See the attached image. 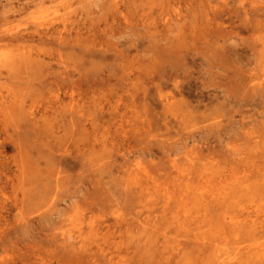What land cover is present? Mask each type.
<instances>
[{
  "label": "rangeland",
  "instance_id": "rangeland-1",
  "mask_svg": "<svg viewBox=\"0 0 264 264\" xmlns=\"http://www.w3.org/2000/svg\"><path fill=\"white\" fill-rule=\"evenodd\" d=\"M57 1L0 0L1 37L54 9L80 32L37 46L68 67L0 64V264H264V0L128 1L130 25ZM56 94L76 112L47 125Z\"/></svg>",
  "mask_w": 264,
  "mask_h": 264
},
{
  "label": "bare ground",
  "instance_id": "bare-ground-1",
  "mask_svg": "<svg viewBox=\"0 0 264 264\" xmlns=\"http://www.w3.org/2000/svg\"><path fill=\"white\" fill-rule=\"evenodd\" d=\"M39 3L42 2V4H44V0H38ZM50 1V0H48ZM134 2V0H88V6H90L91 4H93L95 7H97V10L93 11L94 13H98V16L100 15H104L106 16L107 15V12H110L112 11L113 14L114 13H121L120 15L122 16V19L124 20V24H128L130 25V22H129V15H128V11H125L124 13L122 12V9H121V6H123L124 4H126V2ZM47 2V1H46ZM54 2L55 4H57L56 2H58L57 0H51L50 3ZM100 3V4H99ZM41 4V5H42ZM54 5V4H53ZM67 5H65L66 7ZM64 7V9H65ZM124 8V6H123ZM125 9V8H124ZM52 12V15L49 17V15L46 14V12H41L40 14H38V16L40 17L38 21H36L34 23V26L32 27L31 30H29L30 28H27L26 29H22V30H17L15 32H12V30L10 32L12 33H5L2 37L0 35V64H3V66H6L9 65V69L11 68H16L15 65H17L18 63H21V64H24L26 66H30L32 67V65H34L32 68L35 69L33 70L32 74L31 75H35L34 72H39L40 71V68L38 65H40L41 62H43V60H45L44 58L46 56H48V58H52V60H55L57 63H63L65 66L66 63L63 61V59H65L63 57V55H60L58 54L57 55V58L54 59L51 55V51L50 49H40L38 48L37 46L39 44H42V47H44L45 45H48L50 44L51 40L52 41H56L58 43H61L60 45H68V46H72V45H75L78 40H77V37L80 36V32H78V27H74L72 24H73V20L70 19V17L68 16V14H70L69 12H61L60 14H57L56 13L58 11H56L55 9L51 11ZM45 13V14H44ZM54 13V14H53ZM56 15V16H54ZM115 18V17H114ZM112 18V19H114ZM105 19V18H104ZM128 22V23H127ZM8 23V22H7ZM6 23V24H7ZM105 25H107V23H105ZM109 26V25H108ZM113 26V25H112ZM112 26H109V27H112ZM182 26H180L179 28H175V29H171L170 32L173 33L171 37L167 36V35H164V37L161 38V40L163 39H166L167 40V43H170L169 44H166L167 46H156V50H155V53L156 51L158 53H160L161 55H167L168 53H174L176 50L178 51L177 45L179 42V38H180V35L182 34L183 35V31H182ZM6 29H4L5 31ZM9 30V29H8ZM3 32V31H2ZM74 34V35H72ZM69 37V38H68ZM66 38H68L69 40H67ZM71 38V39H70ZM77 40V41H76ZM182 40V39H181ZM66 41V42H65ZM135 40H132V44H134ZM57 44V43H56ZM97 46L100 47L101 45V42L98 41L96 42ZM96 44H92L93 46H96ZM109 43L107 44H104V47H108ZM154 44L156 45V43H153L152 46L153 48L155 47ZM181 44V43H180ZM151 46V47H152ZM65 47V46H64ZM2 48H4L3 50H5L3 52ZM182 48V47H180ZM7 50H9L11 53H9ZM101 50H103V48H101ZM50 51V52H49ZM53 51V50H52ZM100 51V50H99ZM117 52H119L120 50L116 49ZM153 51V50H152ZM180 51V50H179ZM137 52V51H136ZM183 52V51H182ZM184 52H186V50L184 49ZM59 53V52H58ZM177 53V52H175ZM181 53V52H179ZM187 53V52H186ZM54 54V53H53ZM92 55V54H91ZM176 55V54H175ZM178 55V54H177ZM176 55V56H177ZM56 57V56H55ZM170 57V55H169ZM171 58V57H170ZM46 61V60H45ZM47 62V61H46ZM45 62V63H46ZM6 63V64H5ZM27 64H30V65H27ZM60 65V64H59ZM260 67H264V60L262 63L259 64ZM258 65V66H259ZM1 66V65H0ZM62 66V64H61ZM46 67V66H45ZM60 67V66H59ZM63 67V66H62ZM68 67V66H67ZM21 68V66H20ZM27 68V67H26ZM49 67H46L45 69H48ZM8 69V70H9ZM24 69V68H22ZM260 70H262L263 68H259ZM16 70V69H15ZM18 70V69H17ZM30 70V69H29ZM42 70V69H41ZM171 70V68H170ZM173 70V69H172ZM172 70L170 72H172ZM31 71V70H30ZM262 76L263 78L261 79L262 83H264V70H262ZM46 73V71H44ZM26 73V71H25ZM29 73V72H28ZM31 73V72H30ZM29 73V74H30ZM175 73V72H173ZM49 74V73H48ZM176 75V73H175ZM175 75H172L170 77H172V81H173V85L176 86L177 84H175ZM34 77V76H33ZM36 77V76H35ZM169 77V76H168ZM261 77V76H260ZM254 78V77H253ZM256 79V78H254ZM260 79V78H259ZM170 80V79H169ZM258 80V79H257ZM36 81V80H35ZM34 82V81H32ZM32 86V85H31ZM177 87V86H176ZM179 87V86H178ZM180 88V87H179ZM182 89V88H180ZM70 90V89H69ZM180 91V90H179ZM182 91V90H181ZM176 92V91H174ZM182 93V92H181ZM53 94V93H52ZM67 94V90H63V96H65ZM176 94V93H175ZM178 94V93H177ZM50 95V94H48ZM61 95V93H60ZM71 94H70V99L72 100L71 98ZM46 97V96H44ZM59 98V95L56 94L55 95H52L51 97H48L46 98V105L45 103L43 102L42 103V106H41V110H40V113H39V118L42 120V123H46L47 125L50 124V120L52 118V115L54 112L56 111H59L58 108L60 107V105L63 103V99ZM97 101H92L93 103V106L94 104L96 103ZM173 103V101H164V103H162L163 107L162 108H166L167 105H171ZM53 104H57L56 107L54 108H51L53 106ZM1 105V104H0ZM6 105V104H5ZM2 107V106H1ZM50 107V108H48ZM61 111H68L69 114H70V118L71 117V114H73V112L75 110H73V104L69 105V103H66V104H62L61 105ZM54 110V111H53ZM76 112V111H75ZM74 112V113H75ZM60 115L61 112H59ZM68 114V115H69ZM32 115V114H31ZM78 114H76V117H77ZM73 116V115H72ZM75 117V116H74ZM73 117V118H74ZM79 119H81L80 122H82V127L85 129V126H86V122L88 119L85 118V115L83 113H81V115L78 116ZM59 118V117H58ZM57 118V119H58ZM31 119V118H30ZM33 119V118H32ZM31 119V120H32ZM54 119V118H53ZM74 119H78V118H74ZM53 121V120H52ZM71 121V120H70ZM79 121V120H77ZM90 121V120H89ZM35 123L37 121H34ZM56 122V121H55ZM74 122V121H73ZM78 122V123H80ZM41 123V124H42ZM58 123V122H57ZM60 123V121H59ZM38 124V123H37ZM58 125V124H57ZM62 125V124H60ZM50 126V125H49ZM51 126H52V123H51ZM54 127H57V126H54ZM62 127V126H61ZM52 129V128H51ZM57 168V167H56ZM59 170V169H58ZM57 174V173H56ZM247 187L246 184L242 185V188H245ZM241 188V187H240Z\"/></svg>",
  "mask_w": 264,
  "mask_h": 264
}]
</instances>
